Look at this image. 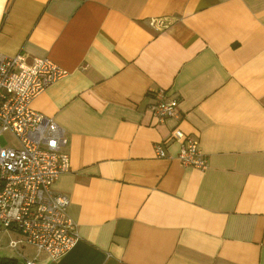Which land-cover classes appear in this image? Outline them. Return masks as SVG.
Masks as SVG:
<instances>
[{
	"label": "crops",
	"instance_id": "0c3cea01",
	"mask_svg": "<svg viewBox=\"0 0 264 264\" xmlns=\"http://www.w3.org/2000/svg\"><path fill=\"white\" fill-rule=\"evenodd\" d=\"M18 52L66 71L29 106L66 138L52 188L79 239L36 264H264V0H0V54ZM159 89L177 118L148 110Z\"/></svg>",
	"mask_w": 264,
	"mask_h": 264
},
{
	"label": "built area",
	"instance_id": "2783aa9c",
	"mask_svg": "<svg viewBox=\"0 0 264 264\" xmlns=\"http://www.w3.org/2000/svg\"><path fill=\"white\" fill-rule=\"evenodd\" d=\"M150 24L161 27L159 20ZM66 74L46 57L27 60L23 53L0 54V135L10 133L14 146L0 144V237L23 264H36L44 253L55 260L79 239L76 224L67 213L69 199L52 188L58 175L68 169L66 138L50 118L30 108V100L52 81ZM177 98L153 93L148 110L158 120L177 118ZM178 141L176 159L183 166L204 169L206 159L195 136L173 128ZM158 157L165 153L154 145ZM32 249L27 257L21 248Z\"/></svg>",
	"mask_w": 264,
	"mask_h": 264
},
{
	"label": "rangeland",
	"instance_id": "374dc122",
	"mask_svg": "<svg viewBox=\"0 0 264 264\" xmlns=\"http://www.w3.org/2000/svg\"><path fill=\"white\" fill-rule=\"evenodd\" d=\"M0 144L14 146L15 141L13 136L10 133L6 132L0 135ZM5 244L6 242L0 237V255L10 256L9 254H11L12 252L5 246ZM19 261L20 260H18V262Z\"/></svg>",
	"mask_w": 264,
	"mask_h": 264
},
{
	"label": "trees",
	"instance_id": "16d2710c",
	"mask_svg": "<svg viewBox=\"0 0 264 264\" xmlns=\"http://www.w3.org/2000/svg\"><path fill=\"white\" fill-rule=\"evenodd\" d=\"M15 263H16V259L13 257L4 256V255L0 256V264H15Z\"/></svg>",
	"mask_w": 264,
	"mask_h": 264
}]
</instances>
